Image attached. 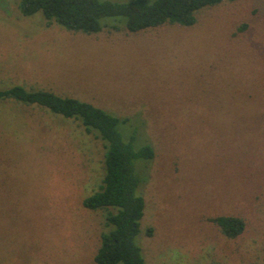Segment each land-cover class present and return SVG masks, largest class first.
Segmentation results:
<instances>
[{"label": "rangeland", "instance_id": "374dc122", "mask_svg": "<svg viewBox=\"0 0 264 264\" xmlns=\"http://www.w3.org/2000/svg\"><path fill=\"white\" fill-rule=\"evenodd\" d=\"M19 3L0 0V89L89 101L156 149L136 160L147 264H264V0L138 32L107 16L94 33ZM104 154L80 120L0 99V264H98L106 210L84 199L102 183ZM230 214L246 222L236 237L212 221Z\"/></svg>", "mask_w": 264, "mask_h": 264}, {"label": "trees", "instance_id": "16d2710c", "mask_svg": "<svg viewBox=\"0 0 264 264\" xmlns=\"http://www.w3.org/2000/svg\"><path fill=\"white\" fill-rule=\"evenodd\" d=\"M224 1L227 0H20L19 7L24 15L41 11L48 24L56 21L67 29L84 33L101 31L104 17L125 16L128 31L138 32L167 24L194 25L198 10ZM119 23L111 28L119 30L123 24ZM244 27L245 24L239 30ZM5 98L44 106L67 118L78 119L87 132H94L103 140L105 172L102 183L84 199L86 207L106 210L105 225L109 227L102 234L94 259L98 264H147L136 242L145 209V199L138 193L144 177L137 169L136 160L154 158L155 147L150 142H142L139 134L131 133L132 129L127 126L124 138L120 125L126 124L128 119L74 96L15 85L0 89V99ZM212 221L230 237L240 235L246 227L242 217L232 214L213 217ZM148 234H152V228Z\"/></svg>", "mask_w": 264, "mask_h": 264}]
</instances>
